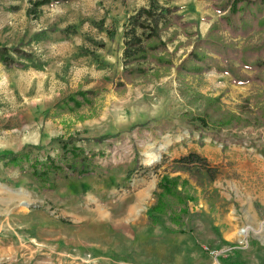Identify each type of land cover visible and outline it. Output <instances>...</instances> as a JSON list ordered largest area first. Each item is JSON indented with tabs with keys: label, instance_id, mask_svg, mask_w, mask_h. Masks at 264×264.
<instances>
[{
	"label": "rangeland",
	"instance_id": "obj_1",
	"mask_svg": "<svg viewBox=\"0 0 264 264\" xmlns=\"http://www.w3.org/2000/svg\"><path fill=\"white\" fill-rule=\"evenodd\" d=\"M156 2L179 8L198 33L192 41L220 16L211 0ZM149 6V0H70L43 6L37 17L9 5L0 14V46H22L46 65L44 71L22 70L0 62V156L23 151L30 160L51 156L68 165L54 177L56 189L43 191L29 163L10 168L0 162V264H264V123L219 132L192 122L207 97L222 95L224 107L237 111L243 98L262 90L254 83L235 85L215 71L183 80L173 68L116 91L124 26ZM101 20L108 31L95 28ZM173 28L180 36L170 50L187 41L180 27ZM50 29L55 32L46 40L33 43V35ZM100 41L105 48L94 45ZM191 50L180 48L176 63ZM80 87L106 92L93 108L53 119L54 105ZM69 137L87 153L104 154L91 164L71 155L66 160L59 139ZM194 150L217 171L210 188L220 194L215 211L200 198L183 230L169 216L148 227L159 179ZM149 153L159 160L146 162ZM85 166L95 173L79 178Z\"/></svg>",
	"mask_w": 264,
	"mask_h": 264
},
{
	"label": "trees",
	"instance_id": "obj_2",
	"mask_svg": "<svg viewBox=\"0 0 264 264\" xmlns=\"http://www.w3.org/2000/svg\"><path fill=\"white\" fill-rule=\"evenodd\" d=\"M69 1L31 0L27 14L37 17L41 7ZM211 1L220 16L204 37H197L194 41L192 39L198 33L189 30L191 24L183 21L184 17L178 14L179 8L176 6L160 7L156 0H149V7L141 8L131 15L124 26V69L121 77L115 82V90L125 91L128 85L138 79L161 78L162 70L175 68L177 76L183 80L215 71L230 75L235 85L254 83L262 91L243 98L242 103L237 106V111L224 107L222 95L207 97L203 114L193 117L192 122L199 121L203 127H210L219 132L229 127L244 128L264 123V0ZM12 9L18 10L17 7ZM176 26L180 27L187 41L179 42L170 50L169 46L180 36V32L173 28ZM95 28L100 32L108 31L104 20L95 23ZM48 32H55V29L36 33L32 41L45 40ZM64 32L75 34L76 31L67 29ZM255 36H258L257 40H254ZM94 45L97 48L106 47L104 41L95 42ZM188 45H192V50L176 63L177 52ZM0 62L8 68L22 70L33 68L44 71L46 67L45 63L22 46H0ZM106 66L103 64L100 68L104 69ZM104 92V89L84 90L80 87L54 105L51 117L58 119L66 114H78L85 107L93 108ZM76 141L72 137L67 140L59 139L66 160L69 159L67 155H71L75 161L80 158L82 163L91 164L104 154L101 151L87 153L84 148L76 146ZM0 162L10 168L29 163L31 177L43 191H54V177L58 178L64 169L68 168L67 164L59 163L51 156L43 160H30L29 154L23 151L2 155ZM133 163L137 166L139 160L135 158ZM94 173L85 166L76 174L79 178H85ZM175 173L179 175H171ZM216 175L217 171H214L207 158L197 152H190L175 159L170 172L163 175L157 183L153 193L154 203L146 212V225L156 228L161 224L163 217L169 216L171 223L179 226L184 217L190 214L191 205L197 206L200 198L206 200L210 210L214 212L220 200L218 190L210 191ZM199 192L201 197L198 196Z\"/></svg>",
	"mask_w": 264,
	"mask_h": 264
},
{
	"label": "crops",
	"instance_id": "obj_3",
	"mask_svg": "<svg viewBox=\"0 0 264 264\" xmlns=\"http://www.w3.org/2000/svg\"><path fill=\"white\" fill-rule=\"evenodd\" d=\"M3 1H8V0H1L0 4H1V10H0V14H5V9L7 8L6 6L9 5V7L11 6H17L20 8L19 12L20 13H26L27 14V11L28 9L31 7V4L29 2V0H15L14 2H10V3H4ZM11 1V0H9ZM44 7H41L39 10H38V15L41 14L42 12L40 10H42ZM18 13V12H17ZM32 17V16H30ZM47 29V28H45ZM49 32L47 33V38L49 36ZM34 36V35H33ZM32 36V37H33ZM46 38V39H47ZM45 39V40H46ZM44 41V40H43ZM35 41H33L34 43ZM42 42V41H40ZM223 78V80H231V77L229 75H225V74H220ZM236 87V86H235ZM195 152L199 153L198 150H194ZM172 224V223H171ZM173 225V224H172ZM182 225V228L180 230H183L185 227H186V224H185V221L184 219L182 220L181 224ZM176 226V225H175ZM178 227V226H176ZM158 234H162L161 232H159ZM4 252V250H1V254ZM127 264H135V263H127Z\"/></svg>",
	"mask_w": 264,
	"mask_h": 264
},
{
	"label": "bare ground",
	"instance_id": "obj_4",
	"mask_svg": "<svg viewBox=\"0 0 264 264\" xmlns=\"http://www.w3.org/2000/svg\"><path fill=\"white\" fill-rule=\"evenodd\" d=\"M146 156H147L146 157V162H148V163H155V162H157L159 160V157L156 154H154V153H149ZM241 234L242 235L243 234L247 235V231L243 230V231H241Z\"/></svg>",
	"mask_w": 264,
	"mask_h": 264
},
{
	"label": "built area",
	"instance_id": "obj_5",
	"mask_svg": "<svg viewBox=\"0 0 264 264\" xmlns=\"http://www.w3.org/2000/svg\"><path fill=\"white\" fill-rule=\"evenodd\" d=\"M207 250H209V248H207ZM213 254H215V252H212ZM216 257L218 258V256L216 255Z\"/></svg>",
	"mask_w": 264,
	"mask_h": 264
}]
</instances>
